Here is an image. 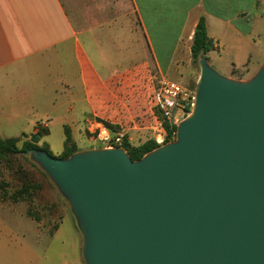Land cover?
<instances>
[{
    "label": "water",
    "instance_id": "water-1",
    "mask_svg": "<svg viewBox=\"0 0 264 264\" xmlns=\"http://www.w3.org/2000/svg\"><path fill=\"white\" fill-rule=\"evenodd\" d=\"M175 141L30 156L68 203L85 264H264V64L247 80L198 61Z\"/></svg>",
    "mask_w": 264,
    "mask_h": 264
},
{
    "label": "crops",
    "instance_id": "crops-1",
    "mask_svg": "<svg viewBox=\"0 0 264 264\" xmlns=\"http://www.w3.org/2000/svg\"><path fill=\"white\" fill-rule=\"evenodd\" d=\"M201 18L210 64L236 80L262 66L264 0H0V133L27 132L38 86L51 111L34 117L32 134L50 133V118L72 134L103 122L146 130L149 83L165 76L194 90Z\"/></svg>",
    "mask_w": 264,
    "mask_h": 264
},
{
    "label": "rangeland",
    "instance_id": "rangeland-1",
    "mask_svg": "<svg viewBox=\"0 0 264 264\" xmlns=\"http://www.w3.org/2000/svg\"><path fill=\"white\" fill-rule=\"evenodd\" d=\"M254 57H257L256 53ZM211 66L229 78L230 72L227 68L219 69L215 64ZM193 67L196 71L195 86L200 69L198 63H193ZM256 67L251 69L253 74L246 78L245 73L240 71L235 75L241 80H247L255 75L261 66L257 70ZM156 72L157 70L153 69L151 74L154 76ZM160 79L169 78L164 76L158 80ZM156 82L155 80L154 85L149 83L146 88V106L149 108ZM40 90L38 86L31 114L20 122L27 132L19 134L18 138H12L18 135L16 133H0V140L15 139L20 149L35 146L59 159L69 158L67 156L73 151L78 153L103 148L96 141V132L87 130L86 133L83 131L79 134L65 133L60 118H50V133L44 135L39 143H33V128L29 124L32 125L34 117H44L51 111L50 107L43 103L51 95L47 97L48 94ZM148 121L149 125L150 119ZM114 127V131L118 132L119 128ZM128 135L132 146H140L150 140L148 130H137L129 132ZM66 137L70 140L65 143ZM82 247L83 238L68 203L46 174L30 156L0 153V264H85Z\"/></svg>",
    "mask_w": 264,
    "mask_h": 264
},
{
    "label": "built area",
    "instance_id": "built-area-1",
    "mask_svg": "<svg viewBox=\"0 0 264 264\" xmlns=\"http://www.w3.org/2000/svg\"><path fill=\"white\" fill-rule=\"evenodd\" d=\"M153 90L149 108L150 124L146 130L150 133V140L159 147L176 140L177 126L193 110L195 89L186 88L174 81L160 79ZM168 123L171 128L167 127ZM128 134L129 132L124 129L112 132L101 124L96 129V141L107 149L122 147L126 140L132 143Z\"/></svg>",
    "mask_w": 264,
    "mask_h": 264
},
{
    "label": "trees",
    "instance_id": "trees-1",
    "mask_svg": "<svg viewBox=\"0 0 264 264\" xmlns=\"http://www.w3.org/2000/svg\"><path fill=\"white\" fill-rule=\"evenodd\" d=\"M213 49H214L213 42L211 41V39L208 37V34H207L206 21L204 18H201L196 27L194 37H193V44L191 47L193 63H198L201 55L207 56L208 53L213 51ZM103 123L108 129H110L112 132H115L114 131L115 127L113 125L107 122H103ZM167 127L171 128L170 123L167 124ZM44 135H46L45 130L38 131L36 134H33L31 136V141L33 143H39ZM69 140L70 138H68L67 142ZM17 142L18 141H16L15 139L0 140V153L5 154V155H19V154L25 153L29 149H39L35 146H25L24 148L20 149L17 145ZM122 147L128 152V154L130 155L133 161H137V160L142 159L144 156H146L150 152L154 151L158 146H156V144L151 140L145 142L144 144L140 146H132L130 142L126 140ZM76 153L77 151H73L67 157H71L72 155Z\"/></svg>",
    "mask_w": 264,
    "mask_h": 264
}]
</instances>
